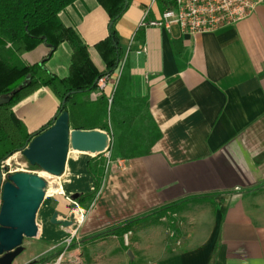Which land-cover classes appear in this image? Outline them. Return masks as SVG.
<instances>
[{"label":"crops","instance_id":"0c3cea01","mask_svg":"<svg viewBox=\"0 0 264 264\" xmlns=\"http://www.w3.org/2000/svg\"><path fill=\"white\" fill-rule=\"evenodd\" d=\"M168 1L129 0L116 23L126 57L117 105L138 108L148 119H137L138 132L146 135L147 124H155L160 139L150 154L134 158L121 157L117 146L97 155L71 150L65 172L55 177L60 191L48 187L37 213V255L59 250L68 228L52 216L68 218L69 198L80 194L75 200L88 215L70 254L81 264H264V2L245 20L212 32L140 26L147 9L146 21L161 19ZM61 18L86 46L92 67L106 71L110 61L99 46L109 35L106 10L97 0H78ZM49 53L44 43L23 60L41 63ZM72 53L69 42L61 43L46 68L68 77ZM104 95L98 89L80 95L79 117L99 123ZM59 104L44 87L14 113L34 133ZM102 119L116 145L120 130ZM103 124L95 129L106 131ZM172 203L181 217L173 241L148 220L131 229L140 238L134 245L126 241L122 224Z\"/></svg>","mask_w":264,"mask_h":264},{"label":"trees","instance_id":"16d2710c","mask_svg":"<svg viewBox=\"0 0 264 264\" xmlns=\"http://www.w3.org/2000/svg\"><path fill=\"white\" fill-rule=\"evenodd\" d=\"M76 1L78 0H0V95L9 94L28 77L30 78L27 85L15 94L8 104L0 106V161L7 160L19 152L31 137L49 128L54 119L64 111L69 112L72 129L96 130L94 124H103L102 117L108 118L113 127L120 130L117 144L115 145V140L112 139L109 150L117 146L118 153L123 158L150 154L161 137L155 124H147L146 135L138 132L136 122L137 119L142 118V115L136 107L133 109L117 105L115 98L117 90L111 105L108 97L102 96V99H105V108L102 110L99 123L90 118H80L77 114V98L96 90L98 79L105 74H112L118 68L123 53L116 23L126 11L129 0H97L106 10L110 25L108 37L99 44L110 61L104 72H98L92 67L85 55L86 46L78 34L71 32L61 18V13ZM172 6H174L173 0H169L165 9ZM63 42H69L73 50L70 75L66 78H60L46 68L47 59ZM44 43L50 47V53L41 63L28 64L23 60L25 53ZM44 87L49 88L58 98L60 102L58 111L54 118L38 131L28 133L24 124L16 117L14 107L33 92ZM142 119L146 120L147 116ZM101 129L112 134L108 123L103 124ZM28 164L32 169L39 168L29 162ZM178 203L133 218L122 224L121 228L128 231L141 220L152 216L162 217L168 210L175 211ZM51 257L33 260L28 264H43Z\"/></svg>","mask_w":264,"mask_h":264},{"label":"water","instance_id":"95a60500","mask_svg":"<svg viewBox=\"0 0 264 264\" xmlns=\"http://www.w3.org/2000/svg\"><path fill=\"white\" fill-rule=\"evenodd\" d=\"M29 79L28 77L9 94L0 95V106L8 104L27 85ZM65 101L66 98L63 104ZM111 142L112 137L106 131L72 129L69 112L64 111L54 119L49 128L31 137L19 152L32 166H38L44 172L59 177L65 172L71 150L97 155L109 150ZM2 162L0 161V264H14L24 251V239L38 235L37 213L46 198L48 182L43 176L31 171H16L4 178L3 171L7 172L9 167H2ZM78 197L80 194L73 196L74 199ZM58 217L59 213L55 212L51 219L53 224L68 227L73 223L66 217Z\"/></svg>","mask_w":264,"mask_h":264},{"label":"built area","instance_id":"2783aa9c","mask_svg":"<svg viewBox=\"0 0 264 264\" xmlns=\"http://www.w3.org/2000/svg\"><path fill=\"white\" fill-rule=\"evenodd\" d=\"M156 0H152V4ZM174 6L164 9L159 20H145L149 9L145 11L144 19L140 26H158L170 28L173 24L180 27L183 32L191 34H201L212 32L222 27L236 24L251 16L256 8L264 0H173ZM126 57L121 58L115 74H105L97 81V89L108 97L111 105L113 96L117 90L120 77L123 73ZM10 167V161L2 162V167ZM19 170L9 168L3 171V177L7 174ZM49 187V185H48ZM48 193V188L46 190ZM72 208L68 219L72 220V225L68 226V234L60 243L59 250L54 257L44 264H81L79 256L70 254L71 248L80 240V230L83 226L88 210L81 207L75 199L69 198Z\"/></svg>","mask_w":264,"mask_h":264},{"label":"rangeland","instance_id":"374dc122","mask_svg":"<svg viewBox=\"0 0 264 264\" xmlns=\"http://www.w3.org/2000/svg\"><path fill=\"white\" fill-rule=\"evenodd\" d=\"M15 157V158H14ZM8 160L10 161V169L12 170H19V171H31L34 172L36 174H39L41 176H43L44 178H46V180H49L47 178V176L44 174V171L40 168L38 169H32L28 162L26 161V159L24 158V156L20 153L17 152L16 154H14L11 158H9ZM174 210H168V212L166 213V215H163L162 217H156V216H152L149 218H146V220H148L147 223L150 222H155L158 221V224H160V228L163 229L164 234L168 237L167 240H172L175 239L176 235H175V229L177 228L178 222L180 223L181 221V217L179 215V213L176 211L173 212ZM38 223V222H37ZM146 223V224H147ZM136 225V224H135ZM133 225L128 231H126L125 234V239L126 241H130V244H133V240L134 239H138L139 235L138 232H134L132 233L131 229H133V227L135 226ZM151 226V225H149ZM149 226L147 227V237H149V233L151 234V232H153L152 230H154V226L152 228H150ZM38 228H39V232L38 235L41 232V225L40 223H38ZM137 229V227H136ZM37 235V236H38ZM140 239V238H139ZM131 245V247H132ZM23 247H24V251L16 258L14 264H28L33 260H39L42 258H46L48 256H52L49 253H45L43 255H37L36 253H38L39 251H41V243H39L38 241H36V237L35 238H25L23 241ZM51 257V258H52ZM45 263V262H44ZM43 263V264H44Z\"/></svg>","mask_w":264,"mask_h":264},{"label":"bare ground","instance_id":"6f19581e","mask_svg":"<svg viewBox=\"0 0 264 264\" xmlns=\"http://www.w3.org/2000/svg\"><path fill=\"white\" fill-rule=\"evenodd\" d=\"M15 158V157H14ZM9 161H11V160H9ZM44 174L47 176V178L49 179L48 181H49V183H50V189H49V191L50 192H57L59 189V187L57 186V184H56V182H55V177L54 176H52V175H50V174H48V173H46V172H44ZM60 191V190H59Z\"/></svg>","mask_w":264,"mask_h":264}]
</instances>
